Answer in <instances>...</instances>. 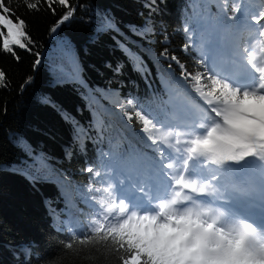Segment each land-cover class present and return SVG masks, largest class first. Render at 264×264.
<instances>
[{
    "label": "trees",
    "instance_id": "trees-1",
    "mask_svg": "<svg viewBox=\"0 0 264 264\" xmlns=\"http://www.w3.org/2000/svg\"><path fill=\"white\" fill-rule=\"evenodd\" d=\"M256 1L264 10V0H70L78 5L75 18L52 39L55 17L44 0L39 11H29L25 0H9L27 21L34 46L31 53L16 49L19 61L0 51L7 73L0 86V264H119L123 252L112 245L80 243L97 218L93 201L108 198L89 189L110 187L115 199L123 174L148 170L156 153L131 135L143 128L136 110L172 123V97L196 91L195 81L177 79L179 66L160 53L167 49L200 75L194 42L213 47L214 22L241 3L258 13ZM242 32L250 31L219 33L222 46L241 43ZM111 91L133 116L129 127L111 114ZM44 96L56 108L42 103ZM89 166L98 178L84 171Z\"/></svg>",
    "mask_w": 264,
    "mask_h": 264
},
{
    "label": "snow or ice",
    "instance_id": "snow-or-ice-1",
    "mask_svg": "<svg viewBox=\"0 0 264 264\" xmlns=\"http://www.w3.org/2000/svg\"><path fill=\"white\" fill-rule=\"evenodd\" d=\"M44 3L55 17L51 33L75 18L78 5L70 0H44ZM25 7L39 11L40 0L36 3L25 0ZM105 19L112 24L111 18ZM213 28L218 34L245 29L253 32L260 40L258 53L250 42L224 48L207 47L202 40L194 42L200 53L198 63L203 68L200 75L189 73L176 56H168L167 49L160 53L162 58L179 66L181 76L177 79L195 81L196 92L209 106L202 130L197 126V134L185 141L186 149L176 148L177 155L162 147L153 148L156 154L151 157L147 171L137 169L134 174H123L120 185L128 189L123 195L113 199L115 190L107 186L89 189L97 194L107 193L108 198L93 201L97 218L80 243L95 240L112 245L116 252H123L119 264H264V232L251 223L234 224L223 209L202 200L203 197L223 200L224 195L217 184L219 172L207 176L199 172L210 166L222 169L248 158L264 161V10L252 14L242 8V3L238 4L232 15L225 13L214 22ZM191 38L189 35L188 39ZM31 46L34 40L27 21L17 15L9 0H0V51L19 61L16 49L31 53ZM188 47L186 44L185 50ZM222 53L223 62L218 59ZM33 54L38 66L41 60L38 54ZM120 67L115 69L117 73ZM204 79L210 83L205 85ZM6 82L7 73L0 69V86ZM29 83L30 77L25 86ZM41 102L56 108L47 96ZM127 103L133 105V99ZM124 116L130 124L133 116L128 112ZM135 117L143 124L141 131L148 133L147 140L157 145L151 132L164 125L141 110L135 111ZM194 164L198 167L194 168ZM84 171L100 176L91 166Z\"/></svg>",
    "mask_w": 264,
    "mask_h": 264
},
{
    "label": "rangeland",
    "instance_id": "rangeland-1",
    "mask_svg": "<svg viewBox=\"0 0 264 264\" xmlns=\"http://www.w3.org/2000/svg\"><path fill=\"white\" fill-rule=\"evenodd\" d=\"M258 2V1H256ZM259 5V2H258ZM259 9L262 10L261 5H259ZM255 27V26H254ZM216 41V40H215ZM250 42L251 47L254 51L258 53L260 40L255 36L254 33L250 34L246 39H242V42ZM240 43H236L238 45ZM222 46V48H224ZM223 53L218 57V59L223 62L224 59ZM207 90V88L205 89ZM187 91V90H186ZM188 92V97H184L182 95H177L172 97L171 103L174 107L175 115L181 116L176 122L174 121L171 125L169 122H164V130H153L151 132L153 138L157 141V145H151V141L147 140L148 133H143L140 131H131L132 137L137 141L138 144L144 145L147 147H162L166 149L168 152H171L173 155H177L175 150L176 148L186 149V143L190 137H194L197 134V126L201 127L205 126L207 121V111L206 109L209 106L206 104L204 99L200 97L198 92ZM110 100H111V114L119 119V122L123 125L129 127V122L127 117L124 116V113L127 112V105L118 97V92L111 91L110 92ZM205 118V119H204ZM190 119V121L188 120ZM183 121V122H182ZM182 122V123H181ZM205 122V123H204ZM189 124V125H188ZM193 133V134H192ZM180 140L181 143L177 144L176 141ZM224 168V170H222ZM222 169H215L214 166H210L208 170L199 169V172L204 175H211L212 172H218L220 174V179L217 181L218 183L224 182V179L232 180L230 169L227 170V167L223 166ZM230 170V171H229ZM175 171V169H173ZM66 190L69 189V185L65 183ZM121 185L117 184L116 190H119V195H123L124 193L121 191ZM232 192V191H231ZM172 195V194H169Z\"/></svg>",
    "mask_w": 264,
    "mask_h": 264
},
{
    "label": "bare ground",
    "instance_id": "bare-ground-1",
    "mask_svg": "<svg viewBox=\"0 0 264 264\" xmlns=\"http://www.w3.org/2000/svg\"><path fill=\"white\" fill-rule=\"evenodd\" d=\"M204 119H205V118H204ZM204 123H205V122H204ZM188 125H189V124H188ZM192 134H193V133H192ZM231 169H232V168H231ZM257 169H260L261 172H262V174H263V176H264V161H261L260 164L257 165ZM222 170H224V168H223ZM227 170H228V168H227ZM232 170H234V169H232ZM229 171H230V170H229ZM218 172H219V171H218ZM228 187H236L235 184H234V182H233V180L227 182V183L225 184V186H222L223 189H226V188H228Z\"/></svg>",
    "mask_w": 264,
    "mask_h": 264
},
{
    "label": "water",
    "instance_id": "water-1",
    "mask_svg": "<svg viewBox=\"0 0 264 264\" xmlns=\"http://www.w3.org/2000/svg\"><path fill=\"white\" fill-rule=\"evenodd\" d=\"M55 33L52 35V39L54 38ZM239 163H230L231 166L236 167Z\"/></svg>",
    "mask_w": 264,
    "mask_h": 264
},
{
    "label": "clouds",
    "instance_id": "clouds-1",
    "mask_svg": "<svg viewBox=\"0 0 264 264\" xmlns=\"http://www.w3.org/2000/svg\"><path fill=\"white\" fill-rule=\"evenodd\" d=\"M238 223H248V222H245V221H234V224H238ZM246 264H247V262H246Z\"/></svg>",
    "mask_w": 264,
    "mask_h": 264
}]
</instances>
